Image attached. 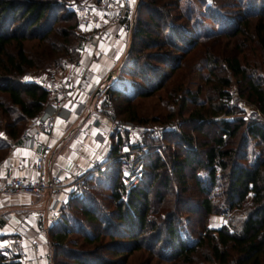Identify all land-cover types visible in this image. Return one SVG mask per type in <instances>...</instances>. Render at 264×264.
I'll use <instances>...</instances> for the list:
<instances>
[{
    "label": "trees",
    "instance_id": "1",
    "mask_svg": "<svg viewBox=\"0 0 264 264\" xmlns=\"http://www.w3.org/2000/svg\"><path fill=\"white\" fill-rule=\"evenodd\" d=\"M259 2L262 3V1ZM149 3L151 2L139 1L138 7L148 9ZM247 11L250 12L249 9ZM146 14L148 21L153 24L154 18L157 17H154L151 11ZM255 16L257 19L252 28L253 41L258 53L264 58V7H261V12H256ZM164 18H168L166 12ZM56 22L69 23L65 26L54 27L53 25ZM144 25L145 22L139 18L134 19L130 28L127 57L134 59L140 57L141 55L138 54L140 47L146 49L165 47L173 54L154 52L149 54L150 57H147H149V60L161 63L170 71L177 67L180 58L193 47L195 38L198 35L194 31L183 28L175 30L168 27L167 35H164L162 41H160L157 34L152 36V31H149ZM246 26V21L239 22L236 28L233 29V35L241 34L240 27L245 28ZM54 34L59 38L56 42L50 40V37ZM212 35L217 39L222 33L220 29H217ZM30 40L42 46L40 54L43 56L44 62L40 66L43 69L54 71L76 64L85 38L80 34L78 21L66 9L65 0H0V149L6 146V142L2 140L3 137L12 140L14 143L20 141L25 124L41 110L46 99V93L38 85L22 80L24 71L35 65L34 60L24 52L22 46L24 41ZM214 42L219 43V41ZM8 47H11L13 51L7 50ZM219 56L215 52H205L203 61L206 64L210 63L212 68H215L218 62H222L225 70L243 83L246 92L245 97L254 104L261 116L245 121L236 118L232 122L217 121L215 123L217 131L208 143L202 145L200 151L192 148V140L188 135L178 133L179 142L184 146V150L182 151V157L172 158V169H170L172 170L171 174L180 179L181 172L185 167L192 165L195 168L201 167L206 171V182L210 188L217 185L215 184V169H220V172L224 171V174L220 175L221 178L224 175L223 178L225 179L223 200L228 208L227 211L240 210L241 218L236 224L230 219L227 225L217 229L204 228L193 243H183L171 230L170 216H172V213H168L174 212V206L179 203L176 202L177 197L173 198L171 204L167 202L162 204V196L159 191H155L154 197L157 203L162 205L160 206L165 214L163 219L167 222L165 227L167 234L175 242L173 248L170 249V256L165 259L171 260L170 257H172L173 261L177 260L189 264L191 261L190 255L197 248L205 247L208 255H204L203 258L209 264H264V90L259 84V79L253 73L247 74L246 68L240 66L237 57L234 55ZM131 63L135 62L131 61ZM152 75L154 77V74ZM145 82L149 83L147 87H132L128 91L124 88L121 89V86L119 87L117 80H115L107 86V96L110 99L122 96L124 101L127 102L133 97L150 96L160 88L159 82L150 84L147 79H145ZM218 83L222 87L227 86L228 79H218ZM216 95L221 102H226L229 98L228 93L223 90L216 89ZM103 104L105 103L103 102ZM117 106H113L116 115L119 111ZM229 112L230 110L226 109V103H222L215 109L210 110L209 115L227 114ZM188 115L189 120L198 122L195 129L199 130L203 119L199 109L190 112ZM240 128L242 130L237 148L241 149V152L237 157V148L235 147V150L228 149L226 145L229 144V139L235 136ZM113 134L116 139L108 156H113L122 146L118 132ZM248 139L253 140L259 150L255 155H251L249 159H246L243 149L246 147ZM148 155L146 154L143 159L141 176L144 175V162L146 160L148 162ZM234 158L246 161V163L237 164L233 162ZM226 159L227 162H225ZM111 165L112 168L109 169V173L112 175V179L109 188L112 192L111 201L114 202L115 213L113 218L115 224L123 230L121 236L107 233L105 235L109 238H126V241H110L105 245V247L111 248L109 253L111 252L113 256H116L114 259L101 257L96 253L97 251L95 252L98 247L89 251H71L72 264H125L127 255L142 248L137 238L140 237L144 229L154 228L147 217L152 213L147 196L149 186L145 190L138 187V184L133 189L125 191L120 182L118 164L113 163ZM161 165L157 155L153 154L150 163L147 164V168L150 169L151 173V181L160 176L156 174V170ZM90 179H86L84 183L87 184ZM156 183L164 189L167 181L163 179V181H157ZM199 191L204 196L208 194L205 187H199ZM95 195L98 196L96 191L92 194L83 189L80 196L68 198L63 207L71 208L73 205L79 204V213L88 223L98 221L96 219L97 215L99 221H103L104 215L99 214ZM174 195L177 196V194ZM200 207L204 217L216 212L212 211L206 198L201 200ZM223 212H225L224 209ZM69 221L61 215L57 223L48 230L54 247L53 257L66 256L65 237L71 232L69 227H72ZM83 235L82 243L91 244L97 240V235L90 236L85 231ZM0 264L18 263L13 257L0 252Z\"/></svg>",
    "mask_w": 264,
    "mask_h": 264
},
{
    "label": "rangeland",
    "instance_id": "2",
    "mask_svg": "<svg viewBox=\"0 0 264 264\" xmlns=\"http://www.w3.org/2000/svg\"><path fill=\"white\" fill-rule=\"evenodd\" d=\"M72 1L75 0H65V5ZM134 1L131 26L134 19L139 18L145 22L144 26L149 31H152V36H156L157 34L160 41H162L164 35H167L168 27H172L175 30L183 28L194 31L198 35L195 38L193 47L180 58L177 67L171 71L161 63L149 60V54L168 52L171 55L173 54L172 51L165 47H160L159 49L140 47L138 53L141 55L140 57L135 55L136 59L128 58V43L119 61L111 71L112 77L109 79L111 82L106 83L104 91L107 92L106 87L115 80H117V85L121 86V89L124 88L126 90H130L132 87H147L149 83H146L145 79L149 80L150 84L159 82L160 88L150 96L133 97L127 102L124 101L122 96L116 99H110L107 96L102 101L101 92L97 94L98 97L95 99L100 113L107 110L114 118L132 122L135 127L133 130L134 137L139 139L143 144L146 143L148 145L146 152L143 153L141 158L142 167L146 154H149V163L154 154L157 155L162 164L156 170V174L160 176L151 181L150 169L147 168L148 162L145 159L144 175H140L138 181L129 189H133L138 184V187H142L145 190L149 186L147 196L152 213L147 215V217L149 222L154 225V228L144 229L140 237L137 238L142 248L132 251L127 255L125 264H184L181 261H173L172 257H170L171 260L165 259L170 256V249L173 248L175 242L167 234V229L165 228L167 222L163 219V215L165 214L161 209L162 205L157 203L154 192L159 191L163 200L162 204L166 202L171 204L173 198L177 197L176 199L178 200H175L179 203L174 206V212L168 213H172V216H170L171 230L175 232L177 238L183 243H193L204 228L217 229L223 226L220 225V215L223 213V209L227 212L224 225H227L230 219L236 224L241 218L240 210L227 211L228 208L223 200L225 179L223 178L224 175L222 178L220 175L224 174V171L220 172V169H215V184L217 185L210 188L207 185L206 171L203 168H195L193 165L185 167L179 179L174 174H171V162L172 158L182 157V151L184 150V146L179 142L178 133L188 135L192 140V148L200 151L202 145L208 143L212 135L217 131V126L215 125L217 121L232 122L235 118L243 121L253 119L249 113L235 106V101L239 99L246 101L252 109H256L254 104L245 97L246 92L244 91L243 83L238 78L231 76L225 70L222 62H218L215 68H212L210 63L206 64L203 61V57L205 52H215L217 55H220L219 57H222V55H234L239 60L240 66L246 68L247 74L253 73L259 79V84L264 90V58L260 56L255 47L252 33L253 25L257 19L255 13L261 12V7H264V0ZM139 1H150L149 10L138 7ZM259 1H262V3ZM248 9L250 12L247 11ZM148 11H151L152 15L157 17L154 18L153 24L148 21L146 14ZM165 12L168 18H164ZM241 21H246L247 26L245 28L240 27L242 30L241 34L233 35V29ZM67 23L69 22H56L53 26L61 27L67 25ZM217 29H220L222 35L216 39L212 34ZM128 31L130 35V29ZM76 33L79 35L78 32ZM80 34H82L81 31ZM82 35L84 37V34ZM50 40L56 42L59 38L54 34L50 37ZM214 41H219V43H215ZM22 46L24 52L35 62L33 67L24 71V75L32 73L53 75L69 67L65 66L63 69H56L54 71L43 69L40 66L44 62L43 56L40 54L42 46L33 40L24 41ZM7 50L13 51L11 47H8ZM131 61L135 63H131ZM152 74H154V77ZM23 76L22 80L25 81ZM221 78L228 79L227 86L222 87L219 85L218 79ZM216 89L228 93L229 98L226 102H221L217 97ZM222 103H226V109L230 110L229 113L209 115L210 110L215 109ZM114 105H118V115L114 113ZM198 109L203 119L201 128L196 130L198 122L196 120H189L188 114ZM99 117L103 118L102 115H99ZM26 125L27 123L25 127ZM154 128L163 129L159 132L158 137L155 138L151 137L149 131ZM241 130L242 128L237 131L235 136L229 139V144L226 145L228 149L235 150V147L237 148L240 142ZM122 144L124 145V143ZM246 144L243 151L245 152L246 159H249L251 155H255L258 152L259 147L250 139L247 140ZM237 150L238 157L241 149L237 148ZM227 161L226 159L225 162ZM233 162L237 164L246 163V161L239 160L238 158H234ZM111 168L112 165L110 164L103 169V171L105 170L104 172L101 171L96 175L89 176L87 179H91L87 184L84 183L80 193L81 195L83 189L92 194L96 191L98 194V196L95 195L98 203L97 206L99 214L104 215L103 221H99L97 215L96 219L98 221L88 223L79 213V204L73 205L71 208H65L63 206L67 203V200H63L60 203V215H63V218L67 221L70 220L69 223L72 227H69L71 232L65 237L66 242L64 247L67 251L65 252L66 256L53 257L54 247L48 231L44 236L40 237L43 251L42 258L47 256L50 264H72V260L70 259L71 251H89L95 250L97 247L98 250H95V252L97 251L96 253L101 255V257L105 259H114L116 257L111 252L109 253L111 248L105 247V245L110 241H126V238H122V240L119 237L109 238L105 235L107 233L121 236V231L123 230L115 224L113 218L115 213L113 208L114 202L111 201L112 192L109 188L112 179V175L109 173V169ZM163 179L167 181L164 189L156 183L157 181H163ZM91 187L92 189H90ZM199 187L207 189V196H204L199 191ZM174 194H177V196ZM203 198L208 200L212 211H216L206 217H204V213L200 207V202ZM83 226L85 227L83 228ZM84 231L90 236L97 235V240L91 244L82 243ZM204 255H208L205 247L197 248L190 255L191 261L189 264H209L203 258Z\"/></svg>",
    "mask_w": 264,
    "mask_h": 264
},
{
    "label": "built area",
    "instance_id": "3",
    "mask_svg": "<svg viewBox=\"0 0 264 264\" xmlns=\"http://www.w3.org/2000/svg\"><path fill=\"white\" fill-rule=\"evenodd\" d=\"M134 0H75L66 4L67 10L78 22L89 26L88 37L92 45L91 60H96L100 53L97 46L107 39L116 28L129 30L131 26V15L134 9ZM85 69H82L79 80ZM74 75L72 70L55 77L47 74H26L25 81L38 85L45 93L46 99L41 110L28 120L23 129L18 146L25 149H33L37 143V137L43 135L50 137V132L54 121L58 118L64 122L68 118L77 119L76 129L72 133V138H77L81 129H95L94 141L110 150L112 144L109 135L114 132H123L126 136L124 145L113 155L92 162L89 170L78 173L67 179L66 182L60 177L59 172L53 176L45 177L43 161L47 146H43V151L36 155L32 162L35 171L33 178H23L6 174L0 177V196H9L18 193H25L34 196H46L45 204L41 210H26L19 215L20 225L9 234L0 239V252L6 256L13 257L18 264H35L37 251L40 245L37 237L44 236L49 227L56 224L60 219L59 206L63 199L78 197L85 180L92 175H96L113 163H117L120 171V182L125 191H128L139 179L142 170L141 158L146 152L148 145L142 143L134 137L135 129L132 122L114 118L107 110L100 113L98 105L81 101L74 98V87L69 85V79ZM105 88H100L102 101L107 98ZM235 106L246 113L251 118L260 117L257 109H252L244 101L237 99ZM96 112L91 118L85 121L84 113ZM102 115L103 118L99 117ZM81 125L83 127H81ZM81 128H80V127ZM163 129L154 128L149 130L151 137H158ZM14 143H10L13 146ZM32 217V221L29 218ZM227 212L220 215V225H224ZM9 217L2 213L0 220L5 222ZM32 230L33 236L28 238L27 246L23 241L27 238L26 231ZM28 256V257H27ZM43 264H50L47 256Z\"/></svg>",
    "mask_w": 264,
    "mask_h": 264
},
{
    "label": "crops",
    "instance_id": "4",
    "mask_svg": "<svg viewBox=\"0 0 264 264\" xmlns=\"http://www.w3.org/2000/svg\"><path fill=\"white\" fill-rule=\"evenodd\" d=\"M78 27L84 34L85 41L81 45L76 64L53 75L55 77L62 76V74L72 70L74 75L69 79V85L74 87L73 97H78L81 101L90 102L95 106L97 105L95 99L98 97L97 94L100 92V88H105L106 83L111 82L109 80L112 77L111 71L128 46L130 35L128 30L114 29L107 39L98 44L97 49L100 56L94 61L91 60L92 45L88 37L89 26L78 22ZM82 69H85V72L82 79L79 80L78 76ZM91 115H97V113H84L83 119L87 121L91 118ZM76 127H78L77 119H74V117L68 118V121L65 122L60 118L56 119L50 137L46 138L39 135L33 149L22 148L17 145L18 142L14 143L12 140L3 137L2 140L6 142V146L0 149V177L9 174L10 176L33 178L35 171L32 168V162L36 155L43 151L44 145L47 146L43 161L45 177L53 176L56 172H59L64 182L75 174L89 170L92 162L108 157L111 148L107 150L94 141L95 129H81L80 135L77 138H72V133ZM81 127L83 126L81 125ZM118 134L122 143H125V133L119 131ZM115 139L113 133L109 135L112 146ZM10 143H14V145L10 146ZM45 200V194L34 196L18 193L0 196V214L4 213L9 217L5 222L0 220V239L14 229L19 228L20 213L26 210H41ZM63 200L66 201L67 199L62 198ZM29 221H32V217L29 218ZM25 236L27 238L23 241V244L27 246L28 238L33 236L32 230L26 231ZM36 239L41 240L39 237ZM41 245L40 242L35 264H43L44 262Z\"/></svg>",
    "mask_w": 264,
    "mask_h": 264
}]
</instances>
